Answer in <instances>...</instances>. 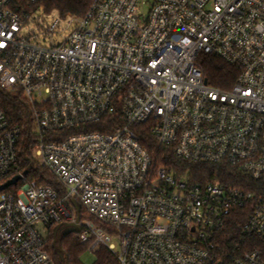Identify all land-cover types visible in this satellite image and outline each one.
Returning <instances> with one entry per match:
<instances>
[{
	"label": "built area",
	"instance_id": "2783aa9c",
	"mask_svg": "<svg viewBox=\"0 0 264 264\" xmlns=\"http://www.w3.org/2000/svg\"><path fill=\"white\" fill-rule=\"evenodd\" d=\"M38 2L0 0V91L29 114L23 127L0 109V186L20 176L0 191V264H55L47 232L71 225L118 264H264V196L176 177L137 132L264 182V0H92L81 17ZM200 54L237 67L231 89L207 83ZM24 131L55 186L18 171Z\"/></svg>",
	"mask_w": 264,
	"mask_h": 264
},
{
	"label": "trees",
	"instance_id": "16d2710c",
	"mask_svg": "<svg viewBox=\"0 0 264 264\" xmlns=\"http://www.w3.org/2000/svg\"><path fill=\"white\" fill-rule=\"evenodd\" d=\"M91 2L92 0H39L38 6L42 7L46 12H54L61 17H81L85 14ZM198 64L207 83L224 91L231 89L239 73L237 67L214 55L200 54L198 56ZM0 109L14 123L23 127L29 124L28 107L20 93L13 94L0 91ZM137 132L140 143L155 158L156 164L167 166L169 170L174 172L176 177L186 178L188 181L198 184L217 180L223 184L254 191L264 196V182L255 183L236 168L228 165L184 163L176 159L170 152L158 147L146 127H138ZM24 133L18 153V171L25 172L27 180L55 186L56 182L54 179L36 164L32 156L33 146L31 138L27 134L28 132L24 131ZM15 174L13 173L11 176ZM11 190L8 189V191ZM240 212L243 213L242 211ZM237 213L239 212L233 214V218L230 219L218 239L225 247H233L238 241L240 221L236 217ZM53 231L54 227L49 228L47 250L55 264H82L80 257L87 250L85 245L79 243L77 235L70 234L60 239L61 247L67 258V262H62L54 251ZM94 254L95 260L92 264H118L115 256L105 248L98 249Z\"/></svg>",
	"mask_w": 264,
	"mask_h": 264
},
{
	"label": "water",
	"instance_id": "95a60500",
	"mask_svg": "<svg viewBox=\"0 0 264 264\" xmlns=\"http://www.w3.org/2000/svg\"><path fill=\"white\" fill-rule=\"evenodd\" d=\"M19 179H20V176H15L12 179H10L9 181L5 182L4 184H2L0 186V191L5 190L6 188H8L11 185H15ZM72 204L74 205L76 211L78 212L80 209L79 204L76 201H73ZM78 232H79V227L77 225H71L70 227L66 228L63 231H60L59 227L54 228V231H53V238H54L53 247H54V251L57 254L60 261L67 262L66 255H65V253L61 247V244H60V239L67 237L68 235H70L72 233H78Z\"/></svg>",
	"mask_w": 264,
	"mask_h": 264
},
{
	"label": "rangeland",
	"instance_id": "374dc122",
	"mask_svg": "<svg viewBox=\"0 0 264 264\" xmlns=\"http://www.w3.org/2000/svg\"><path fill=\"white\" fill-rule=\"evenodd\" d=\"M49 234V231L47 232ZM80 260L82 262V264H92L95 260V254L85 251L81 257Z\"/></svg>",
	"mask_w": 264,
	"mask_h": 264
},
{
	"label": "snow or ice",
	"instance_id": "6c2138e0",
	"mask_svg": "<svg viewBox=\"0 0 264 264\" xmlns=\"http://www.w3.org/2000/svg\"><path fill=\"white\" fill-rule=\"evenodd\" d=\"M0 46H2V45H0Z\"/></svg>",
	"mask_w": 264,
	"mask_h": 264
}]
</instances>
